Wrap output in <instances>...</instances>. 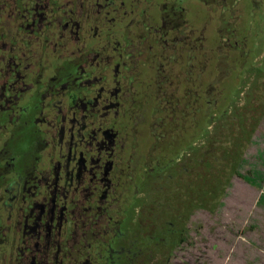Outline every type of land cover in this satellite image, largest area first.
Listing matches in <instances>:
<instances>
[{
  "label": "flooded vegetation",
  "instance_id": "obj_1",
  "mask_svg": "<svg viewBox=\"0 0 264 264\" xmlns=\"http://www.w3.org/2000/svg\"><path fill=\"white\" fill-rule=\"evenodd\" d=\"M240 1L0 0V264H147L173 242L208 31L237 51Z\"/></svg>",
  "mask_w": 264,
  "mask_h": 264
},
{
  "label": "rangeland",
  "instance_id": "obj_2",
  "mask_svg": "<svg viewBox=\"0 0 264 264\" xmlns=\"http://www.w3.org/2000/svg\"><path fill=\"white\" fill-rule=\"evenodd\" d=\"M239 8L237 51L217 47L211 22L201 77L213 89L195 114L193 171L176 182L177 237L147 264H264V0Z\"/></svg>",
  "mask_w": 264,
  "mask_h": 264
},
{
  "label": "trees",
  "instance_id": "obj_3",
  "mask_svg": "<svg viewBox=\"0 0 264 264\" xmlns=\"http://www.w3.org/2000/svg\"><path fill=\"white\" fill-rule=\"evenodd\" d=\"M196 160H198V159H196ZM184 161H185V159H184ZM195 161V160H194ZM239 174V173H238ZM184 176H187L188 177V174H187V172L186 171H182V172H180L179 173V175H178V178H179V181L181 182V183H184L185 181H184ZM243 178H245L248 182H250V183H252V184H255V185H257V181H256V176L254 177V179H250L249 177H246L245 175H241ZM188 179H189V177H188ZM188 203H189V201H188ZM188 203L186 204V206L188 207ZM180 216V215H179Z\"/></svg>",
  "mask_w": 264,
  "mask_h": 264
}]
</instances>
